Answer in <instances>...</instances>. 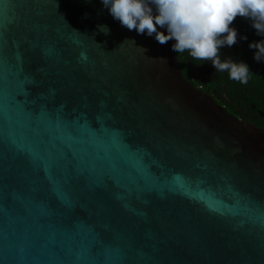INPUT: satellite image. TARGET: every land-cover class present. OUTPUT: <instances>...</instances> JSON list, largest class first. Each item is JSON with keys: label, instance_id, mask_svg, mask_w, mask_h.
I'll use <instances>...</instances> for the list:
<instances>
[{"label": "water", "instance_id": "obj_1", "mask_svg": "<svg viewBox=\"0 0 264 264\" xmlns=\"http://www.w3.org/2000/svg\"><path fill=\"white\" fill-rule=\"evenodd\" d=\"M175 43L101 0H0V264H264V129Z\"/></svg>", "mask_w": 264, "mask_h": 264}, {"label": "clouds", "instance_id": "obj_2", "mask_svg": "<svg viewBox=\"0 0 264 264\" xmlns=\"http://www.w3.org/2000/svg\"><path fill=\"white\" fill-rule=\"evenodd\" d=\"M111 16L129 31L155 35L161 45L175 40L172 50H186L195 60L210 61L219 72L227 71L231 80L246 85L250 79L247 63L221 59L222 46L237 43L238 33L230 28L234 19L248 18L258 35L264 36V0H101ZM158 28H166L167 34ZM98 29L109 33L106 25ZM226 33V35H225ZM247 39V37H241ZM254 59L264 61V40L252 42Z\"/></svg>", "mask_w": 264, "mask_h": 264}, {"label": "trees", "instance_id": "obj_3", "mask_svg": "<svg viewBox=\"0 0 264 264\" xmlns=\"http://www.w3.org/2000/svg\"><path fill=\"white\" fill-rule=\"evenodd\" d=\"M232 23L239 27L238 37L241 45H233L235 53L231 59L248 64L251 74L246 85L231 80L227 71L219 72L215 68H213V78L210 82L193 81L192 71L202 68L203 65L201 61L192 58L187 50L184 53H176L179 68L183 76L202 92L212 94L213 91H217L220 96L232 98L239 106L242 105V119L264 129V61L257 62L254 59L256 50L249 48L250 43L264 40V36L257 34L252 27V21L248 18L237 16ZM241 37H247V39ZM202 84H205L204 89L201 87ZM227 111L233 114L229 109Z\"/></svg>", "mask_w": 264, "mask_h": 264}, {"label": "flooded vegetation", "instance_id": "obj_4", "mask_svg": "<svg viewBox=\"0 0 264 264\" xmlns=\"http://www.w3.org/2000/svg\"><path fill=\"white\" fill-rule=\"evenodd\" d=\"M229 27L235 28L237 30V33L239 36V34H240L239 27H237L234 23L230 24ZM236 44H239V46L241 45V42L239 41V37H237V43ZM234 53H235V49L233 46L229 47V46L225 45V47H223V48L221 47V49H220V58L221 59L231 58V57H233ZM189 65H190V63H189ZM201 65H203L202 68H198L195 71H192L193 81L201 82V83L204 81H206V83L210 82L213 78L212 75H213V68L214 67L212 66L211 62H208V61H201ZM209 66H210V71L208 72V74H206L205 73L206 68ZM201 87L204 89L205 84L204 85L202 84ZM208 90H211V89L208 88ZM209 95H211L219 105L225 107L226 110L229 109L230 111H232L233 115H235V116L237 115L238 117H240V119H242V105L239 106L237 103H235L232 100V98L220 96L217 91H213L212 94H209Z\"/></svg>", "mask_w": 264, "mask_h": 264}, {"label": "snow or ice", "instance_id": "obj_5", "mask_svg": "<svg viewBox=\"0 0 264 264\" xmlns=\"http://www.w3.org/2000/svg\"><path fill=\"white\" fill-rule=\"evenodd\" d=\"M67 135L74 137L75 136V133H71V134H67ZM21 150L27 152L30 155H33L34 154L33 150L30 149V148H27V147H22ZM74 264H85V262L84 261L77 260V261L74 262Z\"/></svg>", "mask_w": 264, "mask_h": 264}, {"label": "rangeland", "instance_id": "obj_6", "mask_svg": "<svg viewBox=\"0 0 264 264\" xmlns=\"http://www.w3.org/2000/svg\"><path fill=\"white\" fill-rule=\"evenodd\" d=\"M225 35H226V33H225ZM208 62H210V61H208ZM209 71H210V66L206 68V72L205 73L208 74Z\"/></svg>", "mask_w": 264, "mask_h": 264}]
</instances>
